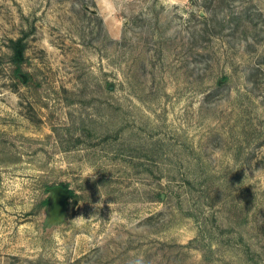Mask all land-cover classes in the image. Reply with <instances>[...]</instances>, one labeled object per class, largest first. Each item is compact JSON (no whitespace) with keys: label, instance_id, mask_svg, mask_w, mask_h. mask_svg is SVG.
Masks as SVG:
<instances>
[{"label":"rangeland","instance_id":"obj_1","mask_svg":"<svg viewBox=\"0 0 264 264\" xmlns=\"http://www.w3.org/2000/svg\"><path fill=\"white\" fill-rule=\"evenodd\" d=\"M0 264H264V0H0Z\"/></svg>","mask_w":264,"mask_h":264},{"label":"trees","instance_id":"obj_2","mask_svg":"<svg viewBox=\"0 0 264 264\" xmlns=\"http://www.w3.org/2000/svg\"><path fill=\"white\" fill-rule=\"evenodd\" d=\"M28 40L26 35H20L16 38H11L8 47L11 50L10 60L14 65V71L19 72L22 69L23 63L26 61V50H27ZM64 185L70 192V197L74 195L72 189L69 188L67 183H60ZM50 198L47 197L43 202L44 205H48Z\"/></svg>","mask_w":264,"mask_h":264},{"label":"water","instance_id":"obj_3","mask_svg":"<svg viewBox=\"0 0 264 264\" xmlns=\"http://www.w3.org/2000/svg\"><path fill=\"white\" fill-rule=\"evenodd\" d=\"M52 192L50 204V215L53 220L61 219L66 213L68 200L70 198L69 190L62 184H56L50 187Z\"/></svg>","mask_w":264,"mask_h":264},{"label":"clouds","instance_id":"obj_4","mask_svg":"<svg viewBox=\"0 0 264 264\" xmlns=\"http://www.w3.org/2000/svg\"><path fill=\"white\" fill-rule=\"evenodd\" d=\"M86 177H89V176L86 174Z\"/></svg>","mask_w":264,"mask_h":264}]
</instances>
